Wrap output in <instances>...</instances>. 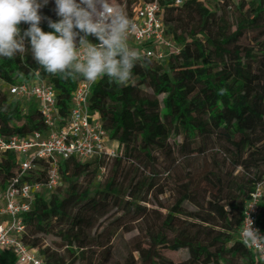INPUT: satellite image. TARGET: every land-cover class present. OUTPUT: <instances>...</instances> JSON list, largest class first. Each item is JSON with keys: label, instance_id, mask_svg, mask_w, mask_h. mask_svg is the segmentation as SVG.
Returning a JSON list of instances; mask_svg holds the SVG:
<instances>
[{"label": "trees", "instance_id": "16d2710c", "mask_svg": "<svg viewBox=\"0 0 264 264\" xmlns=\"http://www.w3.org/2000/svg\"><path fill=\"white\" fill-rule=\"evenodd\" d=\"M133 2L128 0V15ZM160 3L165 8L164 33L174 39L179 51L169 53L162 62L146 57L143 66L133 69L126 87L107 78L96 82L89 98L90 112L100 115L110 138L118 143V156L110 159L118 164L131 162L141 174L130 180L122 173L96 186L103 158L62 161V184L57 190L67 183L66 194L56 190L37 195L25 216L24 242L37 249L47 264H107L110 236L102 240V230L113 224L116 230H138L142 236L134 264H255L239 233L247 203L256 185L264 182V0ZM41 13L58 20L55 4H48ZM40 26L45 32L53 31L47 21ZM28 27L20 24L22 31ZM82 79L46 74L33 61L30 49L12 59L0 57V136L45 129L38 104L14 98L8 89L11 85L52 84L60 114L67 118ZM221 89L226 92L220 94ZM173 136L183 138L177 150L181 157L199 155L207 160L202 168L180 173L182 162L173 159ZM156 152L172 158L168 171L174 177L175 202L169 207L158 203L167 210L165 214L145 205L157 187L156 173L145 177L157 162ZM39 171L26 174L25 179L45 180V166ZM18 174L17 156L4 153L0 188ZM187 204L195 209L189 211ZM181 210L186 218L178 214ZM119 213L127 219L115 218ZM259 226L264 233V199ZM52 234L60 244L45 246V237ZM184 250L183 260L166 256ZM0 259L15 264L9 254L1 253Z\"/></svg>", "mask_w": 264, "mask_h": 264}, {"label": "built area", "instance_id": "2783aa9c", "mask_svg": "<svg viewBox=\"0 0 264 264\" xmlns=\"http://www.w3.org/2000/svg\"><path fill=\"white\" fill-rule=\"evenodd\" d=\"M170 1L181 6L187 0ZM215 1L237 4L240 0ZM164 15L165 8L160 0L139 1L128 15L137 26V31L128 39L129 46L140 51L145 58L161 62L168 58L169 53L179 51L174 39L164 33ZM92 42L98 41L95 38ZM94 84L84 78L79 82L67 118L60 114L57 92L52 84L21 83L8 88L10 94L23 103L35 101L38 104L45 126L43 131L22 136H0V162L4 153L13 152L19 165V174L0 188V250L12 253L18 264H47L37 249L24 242L25 216L32 211L37 195H50L62 184L60 163L69 159L85 163L118 156V143L110 138L100 115L90 112L89 98ZM41 166L47 169L45 180L29 182L25 179L30 172L40 173ZM263 199L264 182H261L247 203L243 220L244 225L248 213L262 235L259 216ZM247 249L254 255L255 264H264L256 247Z\"/></svg>", "mask_w": 264, "mask_h": 264}, {"label": "clouds", "instance_id": "9594fccd", "mask_svg": "<svg viewBox=\"0 0 264 264\" xmlns=\"http://www.w3.org/2000/svg\"><path fill=\"white\" fill-rule=\"evenodd\" d=\"M48 4L49 0H0V57L12 59L30 49L33 61L46 74L64 79L79 75L89 83L107 78L109 83L128 86L133 69L143 66L145 56L128 44L137 26L124 9L113 0H55L58 20L54 21L41 13ZM43 21L53 31L45 32ZM22 22L29 25L23 31ZM241 243L256 247L264 261V235L248 213Z\"/></svg>", "mask_w": 264, "mask_h": 264}, {"label": "rangeland", "instance_id": "374dc122", "mask_svg": "<svg viewBox=\"0 0 264 264\" xmlns=\"http://www.w3.org/2000/svg\"><path fill=\"white\" fill-rule=\"evenodd\" d=\"M134 3H138L141 0H132ZM145 1V0H142ZM114 3L118 4L120 7L124 9L126 14H129L128 9V0H113ZM55 4V0H49V4ZM132 4V7H133ZM127 8V9H126ZM131 9V8H130ZM4 93H7V88L3 87ZM149 92H151L149 90ZM161 96L159 100H162ZM183 142L182 136H173L170 143L174 149V158L177 160V163H181V170L180 173H183V175H186L190 173V171L193 169L202 168L205 162L207 161L203 156L194 155L190 159H184L178 154V147ZM156 155L158 157L157 162L151 167V170L146 171L145 177L151 176L153 171L158 176L156 178L157 187L155 190H153L149 196L148 201L149 203H146L145 205L154 212H162L167 213L166 209H162L158 203H163L162 205H165L166 207L171 206L175 202V196L172 192L173 190V182L174 177L172 174L168 171L171 164H172V158L164 157L163 155H160L159 152H156ZM209 159H211L209 157ZM210 161V160H209ZM103 166L101 168L100 174L98 176V179L96 180L95 184L96 186H99L102 183H105V181L109 180L113 176H117V178L123 173L124 176L128 175L130 180L137 174L140 175V171L137 172L136 166H131V162L123 161L121 164H118L116 160L113 159H102ZM207 166L210 168V162H207ZM189 167V168H188ZM142 171V170H141ZM241 171V170H239ZM238 174V172L236 173ZM144 177V176H143ZM80 182H83V178H81ZM68 189V184L63 183V185L56 191V193H61L62 195H65ZM165 190L164 194L159 195V193ZM158 196V197H157ZM71 202L67 204L66 212L69 209V206L71 205ZM186 208L189 211H193L195 207L191 204H187ZM178 214L186 218V212L181 210L178 212ZM154 215L158 216L157 213H154ZM120 217L122 222L127 219L126 216H122V213H119L115 216ZM108 224V223H107ZM116 224L113 225H106L104 229L102 230V240H106L107 236H110V250H111V258L107 264H134L138 262V252L137 249L140 245L143 243V238L139 234L138 230H134L132 232H126L123 229L116 230ZM45 246H54L56 247V244H60L59 238L55 235H48L45 237ZM63 252H66V249L62 250ZM69 259L73 258V255L71 253L66 252ZM168 258L173 259L175 261L183 260L187 256V252L181 251L179 253H167L166 255Z\"/></svg>", "mask_w": 264, "mask_h": 264}, {"label": "crops", "instance_id": "0c3cea01", "mask_svg": "<svg viewBox=\"0 0 264 264\" xmlns=\"http://www.w3.org/2000/svg\"><path fill=\"white\" fill-rule=\"evenodd\" d=\"M89 39H90L91 41H94V40H95V37H89ZM1 253H6V254H9V255H12V257H14L15 264H18V263H17V260H16V258H15V256H14L12 253L7 252V251L0 250V254H1ZM0 264H6V263L0 259Z\"/></svg>", "mask_w": 264, "mask_h": 264}]
</instances>
